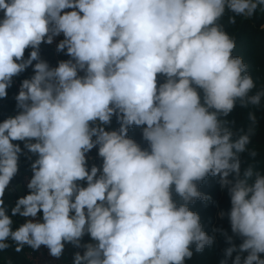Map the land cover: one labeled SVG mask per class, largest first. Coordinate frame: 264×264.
Instances as JSON below:
<instances>
[{"label":"clouds","instance_id":"obj_1","mask_svg":"<svg viewBox=\"0 0 264 264\" xmlns=\"http://www.w3.org/2000/svg\"><path fill=\"white\" fill-rule=\"evenodd\" d=\"M0 12V99L32 69L0 121V253L44 247L59 259L71 245L82 250L73 264H186L218 234L219 264H264V172L251 147L264 83L229 31L264 14V0H0ZM61 35L68 59L52 66L40 46ZM93 149L100 165L89 166ZM21 155L28 191L9 207ZM208 177L227 190L218 215L230 232L210 235L190 208L210 199Z\"/></svg>","mask_w":264,"mask_h":264},{"label":"trees","instance_id":"obj_2","mask_svg":"<svg viewBox=\"0 0 264 264\" xmlns=\"http://www.w3.org/2000/svg\"><path fill=\"white\" fill-rule=\"evenodd\" d=\"M261 24H264V14L258 12L251 20H238L235 26H229V31L235 35L237 42L236 54L243 56L250 65L251 74L256 80L258 87L261 83H264V31L260 28ZM247 112L248 109L237 108L233 112L232 118L237 121L238 125H246ZM257 115L259 124L251 147H254L259 153L254 161L256 168L264 172V113L258 111ZM109 127L110 129L119 127L115 117ZM129 136L142 143L141 130L139 128H131ZM218 180V177H208L200 185V191L210 197L208 201L202 202L198 200L195 204L190 205L191 210L196 211L200 215L203 228L210 235H213L214 228H224L230 232L227 217L221 219L218 215L221 210L227 211L230 208V198L227 190L221 189ZM239 242V240H236L237 244ZM225 247L224 240L217 234L216 242L212 246L206 247L203 252H194V255L186 261V264H219L222 259V250Z\"/></svg>","mask_w":264,"mask_h":264},{"label":"crops","instance_id":"obj_3","mask_svg":"<svg viewBox=\"0 0 264 264\" xmlns=\"http://www.w3.org/2000/svg\"><path fill=\"white\" fill-rule=\"evenodd\" d=\"M2 15L3 13L0 12V18H2ZM30 51L31 49L26 50L25 55L27 56ZM40 55L42 59L47 60L52 66H55L59 60L68 59V57L64 53H59L58 57H56L51 51V49L46 44H42L40 46ZM31 75H32V69L29 68L24 73H22L20 76H18V79L22 81L25 78H29ZM15 114H16V101L14 99V89L12 86L11 88L8 89L7 98L0 99V121L7 118L8 116H12ZM20 143H21V147H23V143L22 142ZM33 159H35V157H33ZM97 159H100V158L98 157L96 153L95 164L100 165L102 163V160L100 162H97ZM30 164H31V161L26 159L25 156L22 155L19 161L18 175L11 182L12 184L11 188L15 186L16 190L11 191V188H10L8 191H6V194L4 197L5 203L9 207L13 206L15 204L16 199L19 198L20 196L25 195L28 191L26 190L21 195L18 193V189L22 185L25 188L24 186L25 179L31 176ZM89 166L91 165L89 164ZM15 219L18 223L23 222L22 218L20 217H16ZM89 239L90 238L88 236L84 237L85 242H88ZM25 251H26V248L21 253H16L12 249H9L4 253H0V264H6V261H11L12 264H29L25 257ZM73 254H74V248L71 245H66L65 252L63 255V260L72 261Z\"/></svg>","mask_w":264,"mask_h":264},{"label":"built area","instance_id":"obj_4","mask_svg":"<svg viewBox=\"0 0 264 264\" xmlns=\"http://www.w3.org/2000/svg\"><path fill=\"white\" fill-rule=\"evenodd\" d=\"M61 39H63L62 35L55 37L53 44H51V45L46 44L51 49V51L53 52V54L56 57H58V55H59V53L56 51V45L59 42V40H61ZM20 82L21 81L18 79V77L14 78V83L12 85L13 89H14V97L18 93ZM96 153H97V150L93 149L88 154L90 165L95 163ZM27 179H25V181H24L25 188H26ZM11 186H12V184L10 185V188H11ZM26 190H27V188H26ZM6 191H8V190H6ZM76 251H82V250L74 248V252H76ZM25 257H26V260L28 261L29 264H64L63 256L59 259H55L48 254V250L44 247H41V249L39 251H32L31 249L26 247Z\"/></svg>","mask_w":264,"mask_h":264},{"label":"water","instance_id":"obj_5","mask_svg":"<svg viewBox=\"0 0 264 264\" xmlns=\"http://www.w3.org/2000/svg\"><path fill=\"white\" fill-rule=\"evenodd\" d=\"M101 159H97V162H100ZM26 191V189L23 187V185L18 189V193L21 195ZM64 264H73V261H64Z\"/></svg>","mask_w":264,"mask_h":264}]
</instances>
